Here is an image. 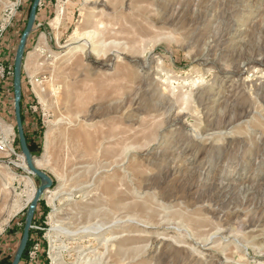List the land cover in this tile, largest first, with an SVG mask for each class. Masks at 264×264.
I'll return each mask as SVG.
<instances>
[{"label": "rangeland", "instance_id": "1", "mask_svg": "<svg viewBox=\"0 0 264 264\" xmlns=\"http://www.w3.org/2000/svg\"><path fill=\"white\" fill-rule=\"evenodd\" d=\"M31 3L0 0V264L42 184L5 83ZM21 80L28 264H264V0H42Z\"/></svg>", "mask_w": 264, "mask_h": 264}, {"label": "water", "instance_id": "2", "mask_svg": "<svg viewBox=\"0 0 264 264\" xmlns=\"http://www.w3.org/2000/svg\"><path fill=\"white\" fill-rule=\"evenodd\" d=\"M41 2L42 0H34L33 6L30 12L29 20H28L26 29L22 35L21 42H20V45H19V48L16 54L15 65H14V99H15L14 106H15V118H16L19 142H20L22 153L27 163L28 170L32 174L36 175L42 181V184L36 191L35 196L32 199L30 207L28 209L26 225H25L24 233L21 239L20 247H19L18 253L12 264L21 263L23 255L29 243L30 230L32 229V223L35 217L38 204L41 200V197L48 190H50L54 185L53 179L47 173L40 171L36 166L34 156L31 154L29 147H28L23 119H22V111H21V97H22L21 78H22V65H23V60H24V54L26 51L28 36L34 30V25L37 19V12H38V8Z\"/></svg>", "mask_w": 264, "mask_h": 264}, {"label": "bare ground", "instance_id": "3", "mask_svg": "<svg viewBox=\"0 0 264 264\" xmlns=\"http://www.w3.org/2000/svg\"><path fill=\"white\" fill-rule=\"evenodd\" d=\"M60 19H59V17H57V19L56 20H54L53 21V23H55V22H58ZM241 29V28H240ZM240 33V32H239ZM98 62V61H97ZM111 64V63H110ZM148 64V63H147ZM105 65V64H104ZM107 65V64H106ZM242 67V66H241ZM257 71V70H256ZM232 74V73H231ZM236 74V73H235ZM228 80V79H227ZM249 80V79H248ZM243 89V88H242ZM225 90V89H224ZM239 93V92H238ZM234 95V94H233ZM219 97V96H218ZM233 97V96H232ZM69 148V147H68ZM48 149V148H47ZM179 159V158H178ZM36 163V166L37 167H39L40 165H41V163L39 162V160H37V162H35ZM46 163H47V161H46ZM16 206V205H15ZM0 208H1V206H0ZM14 208V207H13ZM107 208H108V206H107ZM126 209V208H125ZM124 209V210H125ZM9 210V209H8ZM6 217V216H5ZM10 217V216H9ZM116 219H118V218H116ZM8 220V219H7ZM130 222V219L128 218V216H122L121 217V219H119V221H113V222H111V224L110 225H106V224H98L97 225V229H96V231H97V233H95V235H97V240H98V242L101 244V243H103V242H105L104 244L106 245L105 247H107L110 243L112 244V245H115V244H113L112 242H117V240L120 238L119 237V235H121V236H123V234L124 233H128L129 231H128V229L127 228H124V227H126V226H128V223ZM132 222V221H131ZM124 228V229H123ZM92 228H87L86 230H88V231H90ZM166 229V228H165ZM168 229V228H167ZM170 229V228H169ZM115 230H123V231H121V232H115ZM127 230V232H125ZM183 231V230H182ZM189 232V231H188ZM109 234V235H108ZM105 235H107V237H105ZM126 235V234H125ZM106 238V239H103V238ZM96 238V237H95ZM125 237H123V239H124ZM125 240H127V237H126V239ZM211 240V239H210ZM235 240V239H234ZM120 241V240H119ZM124 241V240H123ZM167 241V240H166ZM170 241V240H169ZM224 241H226V240H224ZM98 242H97V244H98ZM125 242H127V241H125ZM124 242V243H125ZM129 244V243H128ZM200 244V243H199ZM125 244H123V247L125 248V246H124ZM196 245V244H195ZM98 246V245H97ZM99 246H101V245H99ZM117 246V245H116ZM210 246V245H209ZM102 247H103V245H102ZM123 247H121V248H123ZM155 247V246H154ZM180 247V246H179ZM204 247V246H203ZM110 248L111 249H114V248H112V246L110 245V247H109V250H110ZM68 249V248H67ZM107 250V249H106ZM117 250V249H116ZM211 250V249H210ZM104 251V250H103ZM151 251V250H150ZM152 251H154V250H152ZM192 251V250H191ZM111 252V251H110ZM214 252V251H213ZM113 253V252H112ZM210 253V252H209ZM217 253V252H216ZM105 254H107V253H105ZM104 254V255H105ZM196 254V253H195ZM211 254V253H210ZM197 259V258H196Z\"/></svg>", "mask_w": 264, "mask_h": 264}, {"label": "trees", "instance_id": "4", "mask_svg": "<svg viewBox=\"0 0 264 264\" xmlns=\"http://www.w3.org/2000/svg\"><path fill=\"white\" fill-rule=\"evenodd\" d=\"M32 3H33V0H32ZM32 3H31V5H32ZM6 80V79H5ZM0 81H1V79H0ZM5 83H7V84H11L12 85V90H13V93H14V80L12 79L11 81H10V79L8 78L6 81H5ZM2 87V86H1ZM3 88V87H2ZM23 106V104L21 103V107ZM22 111V119H23V123L25 122V117H24V114H23V110H21ZM26 138H27V143H28V147H29V150L31 151V153H33L34 155H35V152L37 151L36 149H38V145H36V143H34L35 141L32 139V138H30L27 134H26ZM40 205V204H39ZM38 210V209H37ZM36 218H37V213L35 214V218H34V220H36ZM11 232V230L9 231H7V233H10ZM30 243H31V241H29V243H28V246H27V249H26V251H25V253H24V255H23V258H22V260H21V263L20 264H28L27 262H26V260H25V258L27 257V255H28V251H29V248H30Z\"/></svg>", "mask_w": 264, "mask_h": 264}, {"label": "built area", "instance_id": "5", "mask_svg": "<svg viewBox=\"0 0 264 264\" xmlns=\"http://www.w3.org/2000/svg\"><path fill=\"white\" fill-rule=\"evenodd\" d=\"M2 78H4V75H2Z\"/></svg>", "mask_w": 264, "mask_h": 264}]
</instances>
